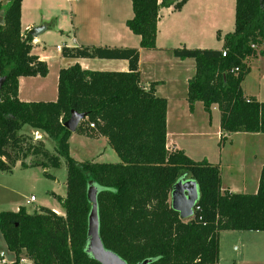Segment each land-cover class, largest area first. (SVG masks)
Returning <instances> with one entry per match:
<instances>
[{"label": "trees", "instance_id": "16d2710c", "mask_svg": "<svg viewBox=\"0 0 264 264\" xmlns=\"http://www.w3.org/2000/svg\"><path fill=\"white\" fill-rule=\"evenodd\" d=\"M133 15L127 27L139 45L155 50L158 11L179 9L186 0H130ZM0 23V170L66 165V192L54 195L63 215L48 207L27 212H0V232L18 264H100L86 251L89 188L95 189L99 237L103 246L129 264H217L223 230L264 231V165L255 193L221 191L220 167L195 161L182 149H166L165 98L152 85L140 83L139 50L130 47L62 46L68 58H108L128 61L127 71L83 69L77 63L58 73L54 101H21L18 79L46 76L48 66L31 53L32 36L21 32V0H7ZM1 8V7H0ZM220 49H171L180 59L192 58L195 72L187 83L192 110L201 101L206 111H220V129L227 133L264 134V102L245 96L241 83L248 61L264 55V0H235L234 29L223 36ZM225 51V56H222ZM237 68V71H232ZM71 110L85 112L84 122L107 137L118 162L78 161L69 154L71 134L63 123ZM24 126L53 143V152L21 133ZM77 129L85 128L78 125ZM76 129V130H77ZM32 158L26 162V158ZM47 177L53 175L44 172ZM196 181L199 198L189 219L170 206L174 182L187 176Z\"/></svg>", "mask_w": 264, "mask_h": 264}, {"label": "crops", "instance_id": "0c3cea01", "mask_svg": "<svg viewBox=\"0 0 264 264\" xmlns=\"http://www.w3.org/2000/svg\"><path fill=\"white\" fill-rule=\"evenodd\" d=\"M73 1L75 0H21V32H28L36 26L45 27L44 31L32 36L31 53L46 62L48 73L43 77L38 75L19 77L18 98L21 101H54L57 98L59 70L75 63L79 64L81 68L89 70H128V61L125 59L63 57L61 55L62 46L137 48L139 50L140 83L146 88L152 85L155 94L167 101L166 149L169 151L182 149L187 156L195 161L206 159L210 163L218 164L221 191L255 193L258 188L261 168L264 165V134L227 133L221 130L220 111L216 104L206 111L203 103L197 101L193 109L190 110L187 101V83L195 72V61L192 58L180 59L171 54V49L182 46L220 49L222 39H219L217 34L220 33L223 36L234 29L235 0H186L179 9H175L173 5L160 7L155 40L157 49L155 50H146L140 45L138 46L132 35L134 33L126 25V21L133 15L130 0H84L85 22L83 28L75 23L77 16L75 17L73 6L70 4ZM76 1L81 2L82 0ZM160 1L158 0V2ZM7 4V0H0L1 14ZM52 17L55 27H51L49 24ZM68 21L67 27H60L62 22ZM52 33L60 37V42L55 46L56 54H59L60 59L54 65L51 62V54L45 50V43ZM137 37L140 42V37L138 35ZM215 45H219V47ZM143 58L146 61L145 68ZM253 58L248 61L249 72L246 75L251 72L250 67L254 63L257 68L255 84H250L245 76L241 87L245 96L264 102V55ZM51 73L53 81L49 83ZM84 128L92 137L87 138L89 141L86 146L94 147L93 154L102 158L108 150L107 137L99 134L86 122ZM74 132H71L68 138L69 154ZM21 133L33 136L34 140H37L34 137L41 138L43 136L42 133L28 126H24ZM212 136L216 140L215 148L219 149V153L216 154V150L214 152L210 148L204 149L199 156H196L191 143L202 141L203 138L211 140ZM223 139L229 140L228 151L231 153V162L225 170V184L222 182V172H224L222 156L225 144L220 145V141ZM77 142L84 143L83 139ZM244 144H252L254 149H252L253 147L247 149L245 153L238 148ZM100 146L103 147L102 150ZM18 163L16 162L17 165ZM185 177L189 178L188 175ZM54 195L64 196L55 193ZM21 206L26 209L24 205H17L12 211H17ZM37 209L39 208L32 211ZM50 209L61 215L64 213L63 211L59 213V209L63 210L62 207ZM26 211L30 212L27 209ZM221 232L223 231H220L219 239Z\"/></svg>", "mask_w": 264, "mask_h": 264}, {"label": "rangeland", "instance_id": "374dc122", "mask_svg": "<svg viewBox=\"0 0 264 264\" xmlns=\"http://www.w3.org/2000/svg\"><path fill=\"white\" fill-rule=\"evenodd\" d=\"M73 6V12L75 13V23L79 24L82 28L84 26V9L85 2L73 1L70 3ZM7 7V6H6ZM5 7V8H6ZM0 8V13H1ZM57 16V15H56ZM54 18H50L49 24L51 27H55V22L53 23ZM60 26V23L58 22ZM68 22H62L60 27H67ZM74 32V30H72ZM136 40V44L139 46V38L137 35L132 34ZM72 40V38H71ZM60 42V37L56 34H51L45 45L46 52L51 54V62L54 65L59 59V54H56L55 46ZM219 47V45H215ZM58 55V56H57ZM254 59V58H253ZM143 65L145 68V59L143 58ZM54 69V68H53ZM250 73L246 75L247 81L254 85L256 80V71L257 68L255 64L252 63L250 67ZM53 81V74L49 76V83ZM216 114V112H215ZM85 119H83L79 124L81 127H84ZM214 123V122H213ZM87 134V135H86ZM207 140L203 138L202 141H197L191 143L193 145L192 150L199 156V154L204 150L212 149L216 154H218L219 149L215 148L217 145L216 140L213 139ZM264 137V136H263ZM35 142L43 144L44 148L50 152L54 151L53 143L47 138L42 136L34 137ZM92 138L89 136L88 132L84 129L81 131L77 129L72 136L71 142V153L70 156L77 159L78 161L92 160L96 162H118L119 157L116 152L108 145L107 152L102 158H98L94 155V147L86 146L88 139ZM83 139L84 143L80 144L77 141ZM79 143V144H78ZM225 144L223 149V171L222 172V182L225 184V170L226 166L229 165L230 155L229 150V140H221L220 145ZM219 145V147H220ZM253 147V148H252ZM99 148V147H97ZM246 153L247 149H254L252 144H244L238 147ZM102 150L103 147L100 146ZM35 157L26 158V162H31ZM216 160V159H214ZM215 164V163H214ZM52 174L54 177H47L44 175V172ZM66 181V165L63 158H60V166L52 167L48 166L43 168L41 166H32L23 168L20 166V163L12 168L11 171H1L0 170V212L1 211H12L17 205H24L26 209L30 212L35 208H40L41 206L49 208H61L59 201L54 196L55 194L64 195L66 192L65 188ZM53 193V194H52ZM33 196L34 201H28L29 197ZM63 210L59 209V213ZM0 251L5 254V258L8 261L14 260V253L8 250L3 236L0 232ZM217 264H264V231H253V230H223L220 234L219 239V256Z\"/></svg>", "mask_w": 264, "mask_h": 264}, {"label": "water", "instance_id": "95a60500", "mask_svg": "<svg viewBox=\"0 0 264 264\" xmlns=\"http://www.w3.org/2000/svg\"><path fill=\"white\" fill-rule=\"evenodd\" d=\"M3 22L2 14L0 13V23ZM45 27L36 26L31 28L28 33L31 36H36ZM5 81V77H0V91ZM86 117L85 112L71 110L68 119L63 123L64 127L70 132H74L81 120ZM89 199L91 200V208L87 217V246L86 251L100 264H129L123 260L117 253L103 246L99 237V221L97 213V203L95 200V189L89 188ZM199 198L197 183L192 178L182 176L178 178L172 185L170 191V206L178 212L179 218L189 219L193 215V207ZM151 260L144 259L136 264H148Z\"/></svg>", "mask_w": 264, "mask_h": 264}, {"label": "built area", "instance_id": "2783aa9c", "mask_svg": "<svg viewBox=\"0 0 264 264\" xmlns=\"http://www.w3.org/2000/svg\"><path fill=\"white\" fill-rule=\"evenodd\" d=\"M222 56H225V51H222ZM232 71L236 72L237 68H234ZM89 126L90 127H94V125L92 123H90ZM28 201H30V202L34 201V197L30 196ZM198 208L199 207L195 204L194 207H193V213H194V210H198ZM9 263H10V261L6 260V258L4 256V253L2 251H0V264H9ZM18 264H32V261L28 260L25 257H21L19 259Z\"/></svg>", "mask_w": 264, "mask_h": 264}]
</instances>
